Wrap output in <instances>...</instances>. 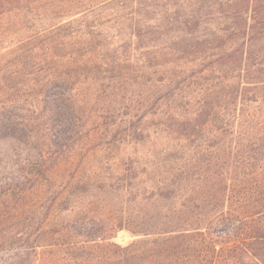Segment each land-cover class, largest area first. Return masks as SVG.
<instances>
[{
    "label": "rangeland",
    "instance_id": "obj_1",
    "mask_svg": "<svg viewBox=\"0 0 264 264\" xmlns=\"http://www.w3.org/2000/svg\"><path fill=\"white\" fill-rule=\"evenodd\" d=\"M218 2L47 0L28 12L0 16V92L7 90L10 97L5 102L0 96V112L10 122L31 126L30 140L45 146L57 163L48 186H34L33 195L14 204L16 210L48 211L46 231L80 224L99 228L98 244H84L96 257L114 252L112 244H136L147 252L159 237L144 235L139 226H158L183 201L161 197L158 190L182 174V188L196 187L187 195L194 204L206 175L239 172L235 158L245 127L264 120L263 106L251 101L255 88L243 75L261 74L264 66L257 68L262 57L253 56L246 63L256 66L240 72L230 66V57L221 56L235 46L223 32L232 24L227 6L211 7ZM198 8L193 34L183 17ZM146 22L144 47L137 49L130 37L137 23L144 28ZM196 42L198 52L187 55L185 46ZM12 84L18 95L13 88L4 90ZM45 92L50 101L44 108ZM205 94L234 113V135L221 140L209 132L190 138L173 132L168 115L191 117ZM58 128L68 139L55 149L50 144ZM69 128L78 134L68 137ZM18 251L0 254V262ZM50 251L34 264H49ZM106 263L111 264H101Z\"/></svg>",
    "mask_w": 264,
    "mask_h": 264
},
{
    "label": "trees",
    "instance_id": "obj_2",
    "mask_svg": "<svg viewBox=\"0 0 264 264\" xmlns=\"http://www.w3.org/2000/svg\"><path fill=\"white\" fill-rule=\"evenodd\" d=\"M44 1L47 0H0V16L28 12L32 6ZM223 5L227 6L232 18V24L223 32L232 43L231 47L235 48L226 56H221L230 57V66L238 68L240 72L246 66L254 68V61L250 65L246 61L252 60L253 56H261L257 64V68H261L264 66V0H219L211 7ZM200 8L183 17L184 26L193 34L199 27L197 13ZM134 28L130 39L134 40L137 49L143 48L141 45L145 44L149 25L146 22L142 28L137 23ZM191 38L197 39L193 35ZM199 47L196 42L195 45H186L183 51L187 55H195ZM260 73L242 75L248 81L247 84L255 88L251 101L260 102L264 108V71ZM56 84L59 86L60 83ZM9 87L16 91L14 95H18L19 88L15 84L6 85L4 90ZM7 95V90L0 92L5 102L10 98ZM211 96L205 94L201 105L189 118L169 114L167 120L172 121L173 132L186 138L209 132L221 140L234 135L237 130L230 123L234 113L223 108L224 105L214 103L216 98ZM49 101V93L45 92L42 101L44 108ZM235 101L236 98L230 103L235 104ZM3 109L0 108L1 111ZM3 114L0 112V163L4 164L0 170V173L3 172L0 176V254L17 248L19 251L0 264H34L38 262L37 256L42 260L49 250L52 253H48L50 256L45 259L49 264H101L103 261L111 264H264V120L245 127L247 135L235 158L237 168L240 167L239 172L230 175L217 170L206 175L198 183L200 189L194 204L192 197L187 195H192L196 187L191 190L182 188V174L158 190L161 197L183 201L178 208L170 210V216L165 217L158 226L155 224L151 229L139 226V231L144 235L155 234L159 237L150 243L147 252H142V247L136 244L124 248L112 244L114 252L101 258L93 252L88 253L84 245L98 244L99 228H87L80 224L78 228H66L65 232L55 229L46 231L43 226L48 219V211L41 215L31 208L28 214L25 210L14 208V204H22L27 196L34 194V186L37 190L48 186L57 163L51 162L49 153L43 151L45 146L41 148L36 141L30 140L31 126L10 122ZM67 132V136L72 137L79 130L70 131L69 128ZM54 135L56 139L50 146L59 149L68 138L63 137L64 130L60 129ZM8 168L9 174L6 172ZM34 217H37V222L32 226ZM63 237L70 239L67 242ZM78 238L84 240L71 242ZM38 249L40 252H37ZM87 253L90 255L88 258L85 257Z\"/></svg>",
    "mask_w": 264,
    "mask_h": 264
}]
</instances>
